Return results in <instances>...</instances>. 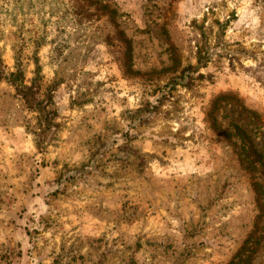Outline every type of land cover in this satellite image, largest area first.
Segmentation results:
<instances>
[{
    "label": "rangeland",
    "instance_id": "374dc122",
    "mask_svg": "<svg viewBox=\"0 0 264 264\" xmlns=\"http://www.w3.org/2000/svg\"><path fill=\"white\" fill-rule=\"evenodd\" d=\"M0 264H264V0H0Z\"/></svg>",
    "mask_w": 264,
    "mask_h": 264
},
{
    "label": "trees",
    "instance_id": "16d2710c",
    "mask_svg": "<svg viewBox=\"0 0 264 264\" xmlns=\"http://www.w3.org/2000/svg\"><path fill=\"white\" fill-rule=\"evenodd\" d=\"M4 78L10 83L17 86L18 94L22 96V98H24L31 107H34L38 111L42 112V110L39 108L40 103L36 98L35 92L33 91V89L28 88L27 86H24V84H22V82L19 80V75L10 74L9 76H4ZM45 123L46 127L49 128V125L51 124L49 117L45 116Z\"/></svg>",
    "mask_w": 264,
    "mask_h": 264
}]
</instances>
